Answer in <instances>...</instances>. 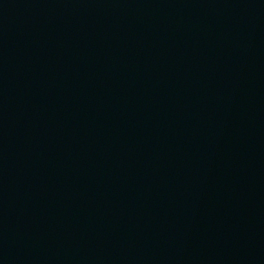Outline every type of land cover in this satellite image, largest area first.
Listing matches in <instances>:
<instances>
[{
  "label": "water",
  "instance_id": "1",
  "mask_svg": "<svg viewBox=\"0 0 264 264\" xmlns=\"http://www.w3.org/2000/svg\"><path fill=\"white\" fill-rule=\"evenodd\" d=\"M0 264H264V0H0Z\"/></svg>",
  "mask_w": 264,
  "mask_h": 264
}]
</instances>
